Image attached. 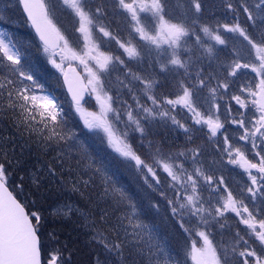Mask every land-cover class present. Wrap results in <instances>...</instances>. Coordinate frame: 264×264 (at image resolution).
I'll use <instances>...</instances> for the list:
<instances>
[{
	"label": "snow or ice",
	"instance_id": "snow-or-ice-1",
	"mask_svg": "<svg viewBox=\"0 0 264 264\" xmlns=\"http://www.w3.org/2000/svg\"><path fill=\"white\" fill-rule=\"evenodd\" d=\"M62 3L80 17L78 31L85 34V39L89 36V13L107 17L110 11L113 19L124 17V29H111V21L101 23L98 27V34H102L100 44L89 46L80 55L68 48L69 41L50 18L42 0H15L34 28L44 51H50V63L63 73L78 111L85 93H112L103 100L96 95L101 112H82L84 126L88 130L102 129L107 133L116 152L132 162L130 167L143 186L157 197L149 198L147 206L142 205L140 200L143 197L124 187L105 166L95 164L89 148L78 139L77 133L66 130L67 114L57 100L49 95L36 94L37 90L42 93L44 86L22 65L20 50L11 42L9 34L0 30V62H10L11 70V77L7 80L9 108L15 111L17 103L12 98L17 97L22 110L29 114L25 127L30 131L39 128L41 143L45 147L55 145L61 150L67 148L68 153H77L81 172L80 178L74 179V191L83 195L92 178L99 177L104 185V195L123 213L111 223L112 218L104 211L99 220L84 225L90 229L88 235L94 245L89 264H129L130 260L131 264H136L132 259L133 250L144 256L145 249L147 264H182L166 251L161 242H152L155 239L153 229L141 219L142 213L159 212L161 200L169 218L175 221L178 231L185 234L186 239L203 240V249L195 247L198 239L193 240L191 255L196 264H264V55L258 58L259 71L245 59L242 50L233 49L231 63H224L217 59L214 46L206 45L200 35L202 31L216 45L227 47L228 41L221 33L238 34L252 49L264 53V0H255L251 6L247 0H242L239 8L232 0H224L225 9L233 14V22H217L214 28L201 23L203 0H187V11L176 23L171 22L168 0H110L108 10L100 7L93 10L90 0H62ZM10 7L11 4L0 9V23L6 22L4 15ZM241 10L251 21L253 29H257V21L261 22L255 36L241 25ZM165 16L169 19L166 20ZM106 45L111 46L106 51L113 52L112 55L99 50ZM193 48H202L204 52L194 59ZM69 52L71 59L78 60L83 66L86 76L71 65L65 70L63 62L69 59ZM203 58L210 61L208 68L212 67V62L218 67L208 71ZM190 65L195 67L194 72H190ZM249 68L259 76L258 84L252 81L241 83ZM68 71L75 74L72 79L68 78ZM114 73L118 78L123 77L118 89L110 87ZM4 91L5 85L0 84V95ZM174 96L178 98L173 99ZM224 97L228 100L224 101ZM181 104L189 109L191 123L186 124L170 115L177 111L174 106ZM109 113H112V122L125 129L126 140L114 137ZM213 116L223 117L224 123ZM154 124L173 128L185 137L184 143L166 145L162 138H155L151 128ZM226 124L238 129V140L249 145L259 158L258 163L246 162L247 168L256 169L258 174L249 171L250 182L239 190V207L222 177L214 179L213 174L205 175L196 167L201 164L204 153L200 145L195 144L198 138L195 133L207 126L211 137H216L220 129L227 131ZM207 135L205 133V137ZM205 143L218 145V154L226 155L229 164H236V157L244 158L240 148L234 149L227 135L223 143L208 139ZM14 162L19 163L0 145V193H3L0 195V264H71V253L66 245L56 247L59 239L54 233L45 239L44 217L39 208L34 203H24L19 194L13 195L9 191L10 166ZM87 173L90 176L86 181L83 175ZM165 173L167 175H163ZM23 190L21 182L20 192ZM221 196H226L223 203ZM228 212L236 213L241 217L240 222L251 229L244 234L235 232L230 251L220 245L213 246L215 226L224 228L221 221L227 219L225 213ZM102 227H111L113 231L104 235L100 230ZM145 236L148 237L147 243L144 242ZM246 236H255L259 245L253 247Z\"/></svg>",
	"mask_w": 264,
	"mask_h": 264
},
{
	"label": "trees",
	"instance_id": "trees-1",
	"mask_svg": "<svg viewBox=\"0 0 264 264\" xmlns=\"http://www.w3.org/2000/svg\"><path fill=\"white\" fill-rule=\"evenodd\" d=\"M109 2L110 0H103L101 3L105 5L104 3L109 4ZM232 2L239 8L242 0H232ZM251 2L252 0H247L249 6ZM44 3L47 5L53 22L60 29L61 34L65 36V39L72 45L73 49H83L85 43L82 33L78 31L80 17L72 9L64 6L61 0H44ZM90 3L93 4L92 2ZM10 4L11 7L8 8L7 14L4 15L6 22L0 23V30L6 31L11 37V42L20 50L22 65L33 75L35 80L44 86L42 93L54 97L62 107L63 112L67 114L66 130L77 133L78 139L83 142L84 138L89 140L92 146L87 147L93 156L95 164L99 166L98 162L101 155L107 157L110 167L112 166V170H108V173L115 174L124 187L136 192L139 197H143L140 203L147 206L148 199H156V194L143 186L135 170L130 167L132 162L114 151L103 134L88 130L84 126V122L77 112L76 105L67 96L61 73L50 63V51H44L41 42L26 20L22 8L16 6L15 0H0V9H5ZM187 8V0H168V12L173 23L184 17ZM223 13H225V7L223 9L218 0H215L212 6L209 0H203L201 15H206L209 20H203L200 15L201 23L209 26L213 15L219 16ZM167 17L169 19V16ZM229 17L233 22L232 13L229 16L226 13L225 20ZM115 20L120 19L118 17L113 19L112 13L108 14L107 19H102L104 22H114ZM240 22L252 34L250 21L246 19V14L242 10ZM119 24H115L116 26H112V28L118 27ZM123 26L120 24L119 29H123ZM99 36L97 35L96 37L99 38ZM232 37H238V34H232ZM5 41L8 42V39L6 38ZM109 47L111 46L106 45L104 49ZM110 53L113 54L111 51ZM194 53L197 54L195 48L193 49V56ZM9 65L10 62L6 60L0 62V84L5 85V91L3 95H0V145H2L4 151L10 153V157L14 161H19V163L14 162L10 166L12 176L9 187L15 195L19 194V199L24 201V203H34L35 207L39 208L44 217L43 233L46 240L49 235L54 233L59 239V244L56 247L66 245L71 253V264H89L90 254L94 251V245L90 243V236L88 235L90 229L84 225L99 220L101 213L104 211H107L112 218L111 223H115V218L123 215V213L118 211L116 205L104 195V185L99 177L92 178L89 189L83 195L78 191H74V179H79L81 172L77 165V153L75 151L68 153L67 148L61 150L55 145L45 147L41 143L40 129L36 128L30 131L25 127L28 123L29 114L22 110L20 107L21 102L17 97L13 96L12 98L17 103L15 111L9 108L10 101L7 90V80L11 77ZM121 79L123 77L118 78L117 74H113L111 78L113 89L120 87ZM90 100H87L88 102H85V104L91 105ZM61 119H64V117H61ZM151 128L155 138H162L166 145H181L184 143L185 137L171 127L154 124ZM57 131H60V129H57ZM205 133H208L207 137H205ZM195 135L198 137L195 140V144L199 140L200 147L204 148L205 151L214 149L213 147H207L208 143H205V139L213 141L209 131H199ZM64 153L68 154L63 155ZM61 155H63V159L60 158ZM84 171L86 172V169ZM89 176L90 173L84 174L83 180H89ZM21 182L24 185L22 193L20 192ZM62 201L74 205V209L70 211V214L59 215L52 209L54 205ZM160 203L159 212L150 211L141 214V219L153 229L155 239L152 242L154 243L157 240L161 242L166 251L176 259H179L182 264H192L191 259L188 257L192 250L193 240L198 238L186 239L185 234L178 231L175 221L169 218L164 202L161 200ZM231 215L228 223H225L227 241L221 240L229 248L233 246H230V237L234 242L236 231H240L241 234L251 232L247 226L244 228L239 223L237 215ZM125 224H127V221H125ZM128 227L131 230V226L128 225ZM100 230L103 231L104 235H109L113 231L111 227H102ZM246 238L249 239L253 247L259 245L255 236H246ZM215 239L218 240V238ZM144 242H148L147 236L144 237ZM199 243H196L195 247ZM146 253L147 250L145 249V255L141 256L133 250L132 259L135 260L136 264H147ZM129 264H131V260Z\"/></svg>",
	"mask_w": 264,
	"mask_h": 264
},
{
	"label": "rangeland",
	"instance_id": "rangeland-1",
	"mask_svg": "<svg viewBox=\"0 0 264 264\" xmlns=\"http://www.w3.org/2000/svg\"><path fill=\"white\" fill-rule=\"evenodd\" d=\"M90 2L93 3V4H91V7H92L93 10L96 7H100L101 9L106 10L105 6L101 3V2H103V0H100V2H99V0H90ZM61 3H62V0H61ZM251 5H253V4L251 3L250 6ZM142 15H145V14H142ZM103 18L107 19L108 16L107 17H96V16H93V15L89 14V20H91V23L87 25V27L89 29V36H88V39H85V34L82 33V38H83V41L85 43L83 49H81V50L80 49H78V50L73 49V47H72V45H70V43H68V48L71 51H74L77 54L82 55L84 52H86L88 50L89 46L99 45L100 41H98L99 38L96 37V36L97 35H102V34H98V27H99V25L101 23L108 24V22H109V21H105V22L102 21ZM118 18L120 20H115L114 22L111 21L110 28H112V26H116L115 24H119V23L121 25H124L123 29L125 28L124 17L118 16ZM201 18L203 20H205V21L209 20L208 17L206 15H204V14L201 15ZM165 19L168 20V17L165 16ZM216 19H219L217 15H216ZM79 21H80V19H79ZM260 23H261L260 21H257V29H253L251 21H250L251 31H252L253 35H255L257 33ZM120 24H119L118 27H114L112 29H119ZM94 26H96L95 29H94ZM78 27H80V22H79V26ZM221 34L227 39V41H228V39H230V42L228 41V44L232 45L233 49H235L237 51H241L242 50V54L243 55H247L246 53H249L248 51H250L252 49L251 46L247 45V42L244 41L243 38H240L239 36L233 38L232 34H230V33L222 32ZM124 35L127 36V32L126 31L124 32ZM200 35H201L202 39L205 41L206 45L210 44V45L214 46L215 55H220V58H224L225 55L231 54L229 52V45L227 47L222 46V45H216V42L210 36H208L207 34L203 33L202 31H201ZM189 46L191 47V42H190ZM165 47H167V46L165 45ZM99 50L100 51H105V54H107V55H112V53H110V51H106V49H104V48H100ZM195 50L197 51V54L194 53V56H193L194 59H195L196 56H200L201 53L204 52V49H202V48H195ZM220 50L222 51V54L219 53ZM253 53H254V56L251 58L253 60H250V62H252L253 65L256 68H258V70H260V64H259V60H258V57H257L260 53H259V51L257 49H253ZM68 56H69V59H66L63 62L64 63V67L66 65H68V63H72V64L76 65L79 68V70H81V72H83V74L86 76L87 73H86V71L83 70V66L79 64V61L71 59V52L68 53ZM186 56H187V54H185V57ZM203 59L205 60V62L203 63L205 68H208V65H209L210 61L207 58H203ZM221 61H223L224 63H227L223 59ZM228 63H231V59L229 60ZM212 64H213V62H212ZM189 70H190V72H194L195 71V67L190 65ZM59 73H61V72L59 71ZM246 73H247L246 75L242 76L241 83L247 82V81H252V82L258 84L259 76H257V74L255 72H253L251 68L247 69ZM110 87L113 88L112 83H110ZM36 94L45 95L44 93H41L40 91H37ZM97 94H99L101 96L102 100L106 98V95L107 96H111L112 95L111 92H107V93L98 92V93H92L91 95H89L90 97L88 98V100L91 99L90 100L91 105H88V104H85V103L81 104L80 105V110L79 111L77 110V112H78L80 118H82L83 122H84V116L82 115V112L83 113L94 112L96 114H100L101 105H100V101L96 100V95ZM204 95H206V93ZM172 98L173 99H177L178 97L174 96ZM107 103L110 104L111 101H107ZM190 103H191V100H190ZM232 103H234V102H232ZM174 107L177 108V111L175 113H170V115H175L177 119H179L181 122H184L186 124L191 123V121L189 120L190 112H189V109L185 105L181 104V105H176ZM205 107H206V105H205ZM213 111H215V110H213ZM186 113H187V115H186ZM111 117H112V113H109L108 114V119H109V123L112 125V130H113L114 137L117 138V139H120V140H126V138H125V129L123 128V126L117 127L116 124L114 125V123L112 122ZM125 118H127V117H125ZM213 118L214 119L219 118L220 122L223 121V119H222L223 117L213 116ZM133 119H135V116H133ZM203 130H204V128H203ZM91 131H95L98 134L99 133L103 134L104 138L109 143L108 135L102 129H93ZM225 135L229 136V134L227 133V131H225V129H220L218 131V133H217V136L216 137H212L213 142L216 141V140H219L221 143H223V138H224ZM84 143H85L86 146H92V144L89 142V140H87L85 138H84ZM96 143H98V142H96ZM231 143L233 144L234 149L236 147L240 148L241 146L245 147V145L241 144L242 141L238 140V137H237L236 141L231 138ZM196 144L199 145L200 141L198 140V142ZM110 146L114 149V151H116L112 144H110ZM206 146L207 147L208 146L209 147H213L214 149H209V150L205 151L204 148H202L204 154L201 157V164H198L196 167L200 168L201 171L205 175L213 174L214 175V179L222 177L223 180H224L225 185H227L228 189L233 192L234 199L237 200V207H239V200L241 199V197L239 196V190L245 183H249L250 182L248 180L249 171L252 174H258L256 169H246L244 172H242L243 168H241V164L240 163L243 162V160L247 161V159H249L250 161L252 160V163H254V162L258 163L259 162V158L255 157L254 154H252V153L251 154L248 153V152L246 153V151L244 150L243 151V156H244L243 159H240L239 157H236L237 163L236 164H229L228 163V157L226 155H224L222 153L218 154V145H215L214 143H210V144L208 143ZM207 147H206V149H207ZM119 155H120V153H119ZM233 156L235 157V151H233ZM101 161H102V163H100ZM98 163H99V166L100 165L105 166L107 171L108 170L109 171L112 170V166L110 167V164H109V161H108L107 157L101 155L99 157V162ZM244 168H247V167L245 166ZM164 175H167V174L165 173ZM221 187H223V186H221ZM197 195H199V190L197 192ZM225 199H226V196H221V202L222 203L224 202ZM245 203H249V202L247 200H245ZM206 208H207V205H205V209ZM52 209L55 211V213H57L59 215L70 214V211H72L74 209V205L71 204V203L62 201L61 203H58V204L54 205V207ZM230 213L236 215V213H234V212H230ZM230 213L229 212L225 213V217L227 219L224 220V221H221L222 223H224V228L223 229H220L219 225L215 226V238H218V240H216L215 238L213 239V246L214 247H216L217 245H220L221 248L227 249L229 251L231 250V248H229V246L226 245L221 240H226L227 241V237H225V229H226L225 223H228V221L230 220V218L232 216ZM205 214H206V212H205ZM237 219L239 220V223L245 228L246 225H243L240 222L241 217L238 216ZM250 231H251V229H250ZM221 233H222V235H221ZM210 239H212V237H210ZM198 240H199L200 243L198 244V246L196 248L203 249L204 248L203 240L199 239V238H198ZM230 241H231V245L230 246H232L234 244V242H233V239L231 237H230ZM191 252H192V250L190 251V255H189L188 258L191 259L192 264H196V261L192 259ZM190 256H191V258H190ZM202 259H207V257H203Z\"/></svg>",
	"mask_w": 264,
	"mask_h": 264
},
{
	"label": "flooded vegetation",
	"instance_id": "flooded-vegetation-1",
	"mask_svg": "<svg viewBox=\"0 0 264 264\" xmlns=\"http://www.w3.org/2000/svg\"><path fill=\"white\" fill-rule=\"evenodd\" d=\"M219 1V3L223 6V9H224V1H222L221 2V0H218ZM209 2H210V5L212 6V5H214V3H215V0H209ZM254 2H255V0H252V4H254ZM250 3V4H251ZM105 5V8H106V10H108V4H106V3H104ZM109 13H111L110 11H109ZM226 13L228 14V16L230 15V13H228V11L225 9V13H223L222 15H219L218 16V18L219 19H216V16H212L211 17V24L209 25L210 27H212V28H214L215 27V25H216V23L217 22H219V23H231L232 22V20H230V17L228 18V19H226L225 20V16H226ZM228 41L230 42V39H228ZM229 45V52L231 53V54H227V55H225V57L224 58H220V55H216V57H217V59L219 60V61H221L222 59L223 60H225V62H229V60L231 59V57L234 55V52H233V46L232 45H230V44H228ZM249 53H246L247 55H244L245 56V59H247L249 62H250V60H253V59H251L253 56H254V53H253V49H251L250 51H248ZM219 53L220 54H222V51L220 50L219 51ZM260 54L257 56L258 58H259V56H261V55H264V53H261V52H259ZM222 56V55H221ZM205 62V60L203 59V63ZM218 67V65L215 63V62H213V64H212V67L211 68H207V70L208 71H212L214 68H217ZM257 70H258V68H257ZM259 71V70H258ZM260 79V78H259ZM259 83V82H258ZM225 101H227L228 100V97H224L223 98ZM223 119V118H222ZM221 123H224V119H223V121L221 122ZM225 127L227 128V133L229 134V136H230V138H232V139H234L235 141H236V139H237V137H238V129H236V127L235 126H233V125H231V124H226L225 125ZM204 130H206L207 132L209 131V129L207 128V126H204ZM221 133V132H220ZM242 145H245V147L243 146H241L240 147V150H241V152L243 153V151L245 150L246 151V153L248 152V153H252V154H254V152L250 149V146L249 145H246L243 141H242V143H241ZM255 156V155H254ZM256 157V156H255ZM252 163V160L250 161L249 159H247V161H244L243 160V162H241L240 164H241V168H243V170H242V172H244L246 169H248V168H244L245 166L247 167V163ZM255 163V162H254ZM229 182V181H228ZM255 239H256V237H255ZM258 240V239H257ZM257 243H259V241L257 242Z\"/></svg>",
	"mask_w": 264,
	"mask_h": 264
},
{
	"label": "water",
	"instance_id": "water-1",
	"mask_svg": "<svg viewBox=\"0 0 264 264\" xmlns=\"http://www.w3.org/2000/svg\"><path fill=\"white\" fill-rule=\"evenodd\" d=\"M42 2L44 3V0H42ZM47 7V6H46ZM48 10V9H47ZM24 15H25V18H26V14L24 13ZM29 22V24H30V26H31V23H30V21H28ZM31 28L34 30V28L31 26ZM34 32H35V30H34ZM36 34V33H35ZM37 36V35H36ZM37 38H38V36H37ZM38 40H39V38H38ZM69 65H71L72 67H75L76 69H77V72H79L82 76H83V74H82V72H80L79 70H78V68L74 65V64H72V63H68V65L65 67V70L67 71L68 70V68H69ZM74 73H72L71 71H68V78L69 79H72L73 77H74ZM62 82H63V84H64V86H65V90H66V93H67V96H69L70 97V99L72 100V102L75 104V102L73 101V99H72V94L68 91V85H67V83L65 82V80H64V75L62 74ZM86 83V82H85ZM85 95V100H82L81 101V104H83V103H85L86 102V100H87V97H88V93H85L84 94ZM80 104V105H81ZM9 191H11V192H13L12 191V189H10V187H9ZM0 195H3V193H0ZM13 195H15L14 194V192H13Z\"/></svg>",
	"mask_w": 264,
	"mask_h": 264
}]
</instances>
